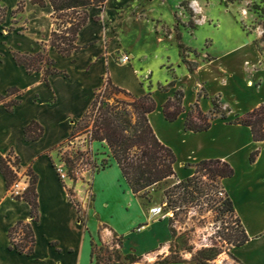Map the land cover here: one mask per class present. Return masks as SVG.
I'll use <instances>...</instances> for the list:
<instances>
[{
  "label": "crops",
  "instance_id": "1",
  "mask_svg": "<svg viewBox=\"0 0 264 264\" xmlns=\"http://www.w3.org/2000/svg\"><path fill=\"white\" fill-rule=\"evenodd\" d=\"M19 1L24 4L17 13L30 22L26 32L14 26L19 18H12ZM0 3L7 8V17L0 24V94L5 95L11 86L20 90L11 110L0 101V158L11 151L19 159V173L30 168L36 174L38 204V218L32 220L29 203L11 196L0 170V264H92L93 246L112 234L120 238L122 249L138 255L161 248L171 239L167 222L149 213L132 193L105 142L95 140L91 148L112 162L91 176L89 201L81 197L84 189L75 185L79 211L52 166L54 148L69 138L106 74L114 85L134 96L151 92L155 108L147 114L148 122L158 140L174 153L177 179L190 176L193 164L203 159H219L230 165L233 174L221 178L220 184L248 236L243 244L232 246L231 254L237 264H264V140H253L249 126L231 122L264 102V63L250 36L237 25L239 40L226 41L217 50L210 39L199 55L186 57L195 63L192 71L180 59L176 67L169 63L171 70L162 63L160 68L168 75L159 80L152 78L153 70L141 63L132 47L123 45L130 56L127 63L115 60L111 47L106 50L96 8H91L76 34L79 48L62 56L46 45L52 28V8L47 0L45 6L30 0ZM11 25L13 29L8 31ZM42 46L61 71L46 79L39 71L27 72L13 57V51L36 52ZM176 90L182 91L183 111L169 121L162 105ZM214 97L225 117L217 115L202 131L186 129L184 120L190 107L197 103L208 113ZM32 120L43 132L39 138L27 140L24 127ZM253 150L258 154L250 162ZM26 185L24 181L21 187ZM18 220L29 221L34 233L28 255L9 248L7 230ZM118 222L123 225L118 227ZM136 225L140 226L133 230Z\"/></svg>",
  "mask_w": 264,
  "mask_h": 264
},
{
  "label": "rangeland",
  "instance_id": "2",
  "mask_svg": "<svg viewBox=\"0 0 264 264\" xmlns=\"http://www.w3.org/2000/svg\"><path fill=\"white\" fill-rule=\"evenodd\" d=\"M91 8L98 11L96 19L104 29L106 50L111 47L114 59L119 61L121 52L126 53L123 45L132 47L141 63L153 70V79L163 80L168 75L160 64L164 63L171 70L169 63L176 67L181 54L185 59L190 53L199 55V50L208 45L210 39L217 50L226 41L239 40L241 33L238 26L257 45L264 63V0H104L102 6L91 5L55 13L51 10V32L75 43L76 35L69 27L84 13L89 18ZM18 14L12 15L14 19L19 18L18 25L14 26L26 32L30 22ZM14 19L12 22H15ZM190 23L192 26H189ZM179 44L182 48L178 47ZM46 45H49V39ZM117 96L122 97L121 94ZM83 132L84 129H78L76 134ZM70 153L74 159L70 166L77 172L80 170V155L76 156L72 148L63 152V159ZM110 161L112 159L108 158ZM206 177L207 174H204L202 180L209 182ZM90 181L89 172L84 175L79 172L63 186L68 197L79 205L73 191L75 185L84 189L81 197L89 201ZM175 181V177L166 178L146 189L140 198L148 210L151 206H161L162 211L155 215L156 218L165 220L174 229V237L167 245L138 255L122 249L120 238L112 234L111 238L93 246L92 264H155L163 258H176L181 259L183 264H194L195 254L201 249H212L217 253L210 261L214 264H237L231 254L233 245L228 241L231 233L240 229L234 221L235 216L229 212L219 213L211 190L193 201L172 203L164 190ZM122 225L120 222L118 227ZM139 226H134L133 230Z\"/></svg>",
  "mask_w": 264,
  "mask_h": 264
},
{
  "label": "trees",
  "instance_id": "3",
  "mask_svg": "<svg viewBox=\"0 0 264 264\" xmlns=\"http://www.w3.org/2000/svg\"><path fill=\"white\" fill-rule=\"evenodd\" d=\"M104 0H47L53 12L68 10L71 8H81L91 5H103ZM40 6H45L46 0H30ZM23 1H19L12 13L23 10ZM6 6L0 3V24L5 20ZM190 12L192 10L190 9ZM87 13L73 23L72 28L75 35L79 28L87 21ZM191 22V21H189ZM189 26H192L190 23ZM13 29L11 25L7 30ZM76 38V36H75ZM49 45L52 46L62 56H69L79 47L70 39L51 32ZM182 48V45H178ZM13 57L17 64L23 65L27 72L39 71L42 77L46 79L49 74L61 72L54 67V61L51 59L45 47L36 52L13 51ZM181 60L187 65L189 71L195 67L194 62L186 60L181 54ZM15 86L6 90L5 95L0 94V101L4 102L7 110L17 104L18 100L14 98L19 94ZM121 94L122 97L117 95ZM6 98H8L6 100ZM155 108V102L151 97V92L147 91L143 95L134 96L123 88L114 85L108 74L103 76V83L94 92V97L85 113L76 123L69 138L63 142L67 143L69 139L76 136L78 129L89 130V141H105L110 153L121 170L122 176L127 182L132 193L139 198L143 196L146 189L169 177H175L173 164L175 155L172 150L161 143L154 134L147 118V114ZM165 119L174 120L182 111V91L176 90L172 97L162 105ZM220 115L225 117L224 111L220 108L217 97L212 98V107L208 113L200 110L197 103H194L188 110L184 127L192 131H202L210 126L211 120ZM84 120H87L86 122ZM84 121V123H83ZM249 126L253 140H264V102L253 109L236 115L231 121ZM90 124L89 128L88 125ZM43 128L35 120L30 121L24 127V135L27 140H35L42 135ZM258 150H253L249 154V161H254ZM18 157L9 151L4 157L0 158V170L4 176L6 187L11 189L12 184L18 179ZM28 176L26 187L18 194L13 195L15 199H22L30 205V216L32 220H37V176L30 168L24 172ZM207 174L209 182L202 180V176ZM233 174L230 165L219 159H203L193 164V173L182 179H177L164 190V194L170 198L172 203L190 202L211 190L214 194L213 200L219 213L229 212L235 216L234 221L240 227L236 233H231L228 241L232 245H241L248 236L242 227L239 218L235 215L231 200L224 193L223 197L217 196V191L221 187L220 179ZM69 191V190H68ZM70 194V191L68 192ZM70 201L77 207V202L69 197ZM169 231L171 238L174 237V229L171 226ZM9 248L15 249L19 253L30 254L34 245V233L29 221L18 220L7 230ZM231 240V241H230ZM212 249H201L195 254L197 264H214L210 262L217 253ZM94 251V250H92ZM233 257V256H232ZM181 259L163 258L155 264H167L171 262H180Z\"/></svg>",
  "mask_w": 264,
  "mask_h": 264
},
{
  "label": "built area",
  "instance_id": "4",
  "mask_svg": "<svg viewBox=\"0 0 264 264\" xmlns=\"http://www.w3.org/2000/svg\"><path fill=\"white\" fill-rule=\"evenodd\" d=\"M130 59V56L127 53H121L119 57V61L122 63H127ZM89 135L90 131L86 130L82 134H77L76 136L72 137L63 145V142L59 144L57 147L54 148V152L52 155L51 163L52 166L57 174L58 179L62 184H66L67 180H72L75 175H78L80 172L81 175H84L85 173L89 172L90 177L100 169H103L106 167L108 162L107 156L99 157L98 154L100 152L94 151L91 148V144L93 141H89ZM101 143L105 141H99ZM74 150L76 156L79 154L80 158V170L74 172L72 167L70 166V162L74 159L72 154L68 155V157H64L63 159V152L66 150ZM18 174V179L14 181V183L11 186V189L9 190V193L11 196L16 195L20 193L24 188H22V184L24 181H27L28 183V176L26 174ZM78 177V176H77ZM224 191L222 188H219L217 191V196L223 197ZM162 211L160 205L151 206L149 208V213L152 215H158Z\"/></svg>",
  "mask_w": 264,
  "mask_h": 264
},
{
  "label": "bare ground",
  "instance_id": "5",
  "mask_svg": "<svg viewBox=\"0 0 264 264\" xmlns=\"http://www.w3.org/2000/svg\"><path fill=\"white\" fill-rule=\"evenodd\" d=\"M195 4V3H194Z\"/></svg>",
  "mask_w": 264,
  "mask_h": 264
}]
</instances>
